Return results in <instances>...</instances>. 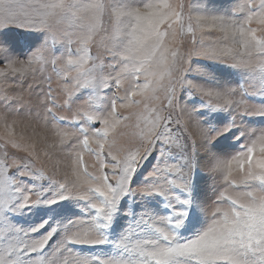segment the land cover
Returning <instances> with one entry per match:
<instances>
[{
	"label": "snow or ice",
	"instance_id": "1",
	"mask_svg": "<svg viewBox=\"0 0 264 264\" xmlns=\"http://www.w3.org/2000/svg\"><path fill=\"white\" fill-rule=\"evenodd\" d=\"M0 264H264V0H0Z\"/></svg>",
	"mask_w": 264,
	"mask_h": 264
},
{
	"label": "rangeland",
	"instance_id": "2",
	"mask_svg": "<svg viewBox=\"0 0 264 264\" xmlns=\"http://www.w3.org/2000/svg\"><path fill=\"white\" fill-rule=\"evenodd\" d=\"M191 78L195 81H200L202 79V77L197 75L196 73H193Z\"/></svg>",
	"mask_w": 264,
	"mask_h": 264
}]
</instances>
